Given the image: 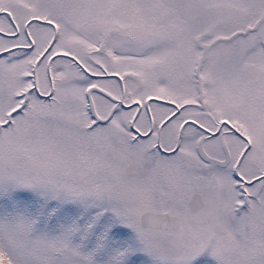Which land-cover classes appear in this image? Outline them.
<instances>
[{"label":"snow or ice","instance_id":"snow-or-ice-1","mask_svg":"<svg viewBox=\"0 0 264 264\" xmlns=\"http://www.w3.org/2000/svg\"><path fill=\"white\" fill-rule=\"evenodd\" d=\"M0 264H264V0H0Z\"/></svg>","mask_w":264,"mask_h":264}]
</instances>
